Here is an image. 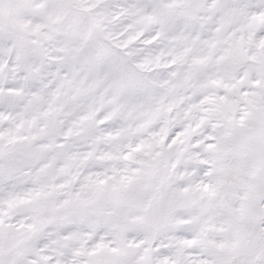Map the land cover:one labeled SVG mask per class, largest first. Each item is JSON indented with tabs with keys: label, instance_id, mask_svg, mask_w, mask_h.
I'll list each match as a JSON object with an SVG mask.
<instances>
[{
	"label": "snow or ice",
	"instance_id": "obj_1",
	"mask_svg": "<svg viewBox=\"0 0 264 264\" xmlns=\"http://www.w3.org/2000/svg\"><path fill=\"white\" fill-rule=\"evenodd\" d=\"M0 264H264V0H0Z\"/></svg>",
	"mask_w": 264,
	"mask_h": 264
}]
</instances>
